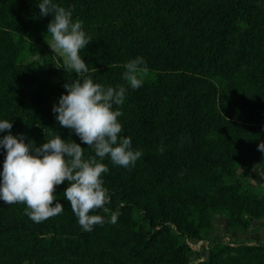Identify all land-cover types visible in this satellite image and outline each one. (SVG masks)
Here are the masks:
<instances>
[{"label": "trees", "instance_id": "trees-1", "mask_svg": "<svg viewBox=\"0 0 264 264\" xmlns=\"http://www.w3.org/2000/svg\"><path fill=\"white\" fill-rule=\"evenodd\" d=\"M40 2L0 0V120L37 146L56 134L72 139L87 158L94 151L60 126L52 105L77 74L50 68L42 79L27 62V32L50 36ZM54 2L91 36L80 55L94 82L128 87L123 65L137 56L156 72L118 106L120 135L142 156L130 168L103 161L111 202L108 213H92L106 222L90 232L63 196L67 181L57 187L63 212L40 223L26 205L0 201V264H191L187 239L206 236L216 213L232 229L247 231L249 217L264 227V187L250 180L253 164L264 163V0ZM5 155L0 148V171ZM197 264H264V244L220 240Z\"/></svg>", "mask_w": 264, "mask_h": 264}, {"label": "clouds", "instance_id": "clouds-1", "mask_svg": "<svg viewBox=\"0 0 264 264\" xmlns=\"http://www.w3.org/2000/svg\"><path fill=\"white\" fill-rule=\"evenodd\" d=\"M41 16H51L47 41L53 53L62 57V66L77 78L66 83V93L54 105L53 112L60 126L71 129L80 141L94 151L85 157V147L59 134L37 146L27 141L24 134L11 133L12 122L0 120V132L8 134L0 138V148L6 152L0 171V201L5 204L26 205L25 214L36 223L43 222L63 212V203L57 200V187L67 181L64 198L85 231L95 225H103L105 216L96 213L109 212L111 202L103 175L109 171L107 158L113 165L130 168L135 166L142 151L133 149L130 137L121 136L123 126L118 119L120 107L125 102L128 87L138 89L144 83L147 72L143 57L126 62L121 84L105 87L94 82L90 69L80 51L92 42L83 28V21L73 20L71 8H65L54 0H41L38 4ZM58 67V66H57ZM98 71L95 67L91 72ZM117 106V107H114ZM264 153V141L258 145ZM252 171L264 173V163L252 166ZM119 213L112 212L107 222L115 224Z\"/></svg>", "mask_w": 264, "mask_h": 264}, {"label": "rangeland", "instance_id": "rangeland-1", "mask_svg": "<svg viewBox=\"0 0 264 264\" xmlns=\"http://www.w3.org/2000/svg\"><path fill=\"white\" fill-rule=\"evenodd\" d=\"M26 38H27L29 47L32 50V53H31L30 57L28 58L27 62H34L35 63V65L37 67L39 78L46 79L48 76L47 74H48V71L50 70V68H56L59 71L63 72L64 74L72 76V77L75 76V75H73V73H68L65 68L59 67V66H62L63 60H62V57L59 56V54L52 52V49L50 48V46L47 42V41H49V42L51 41V36H46L42 31L31 28L27 32ZM155 74H156V72H154V71L153 72L147 71L145 76H144V79L145 78L153 79L155 77ZM75 77H77V76H75ZM58 103H59V97L53 96L52 97L53 107H54V105H57ZM56 115L57 114L55 113V117H56ZM262 161L263 160L257 161L254 164L262 163ZM251 174H252V177L254 178L253 174H255V173L252 171V168L250 170V177H251ZM250 180H251V178H250ZM249 218L251 220V217H249ZM210 231L207 232L206 236H204L201 239H198V238H188L187 239L189 245L191 246V252L189 254L191 264H197L200 261L207 260L209 257L211 247L217 241L221 240L224 244L229 245V246H237V245L242 244V243H247L246 241H241L238 239L232 240V238L230 239V238L226 237L225 235L218 236V237H216L217 239L216 238L211 239L208 236Z\"/></svg>", "mask_w": 264, "mask_h": 264}, {"label": "crops", "instance_id": "crops-1", "mask_svg": "<svg viewBox=\"0 0 264 264\" xmlns=\"http://www.w3.org/2000/svg\"><path fill=\"white\" fill-rule=\"evenodd\" d=\"M251 174V181L255 184H260L264 187V176L261 172ZM214 226L213 229L208 234L209 238L214 239L218 236L225 235L232 240L246 241L247 243H262L264 244V227L261 225V221L251 217V226L245 231L241 228L232 229L229 225V219L223 213H216L214 215ZM217 239V238H216ZM196 259V258H195Z\"/></svg>", "mask_w": 264, "mask_h": 264}]
</instances>
